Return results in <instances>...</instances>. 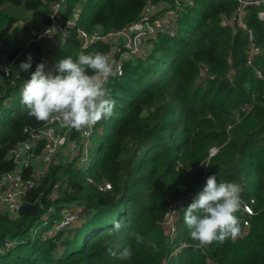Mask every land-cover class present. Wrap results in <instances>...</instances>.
I'll return each instance as SVG.
<instances>
[{"label":"trees","instance_id":"1","mask_svg":"<svg viewBox=\"0 0 264 264\" xmlns=\"http://www.w3.org/2000/svg\"><path fill=\"white\" fill-rule=\"evenodd\" d=\"M52 1L0 0V35L11 31L10 55H19L20 62L32 57L28 70L0 80V172L15 169L9 150L44 124L20 102L37 65L110 50L106 42L82 48L75 33L51 48L35 41L34 32L50 26ZM152 1L168 0H68L67 15L80 5L78 27L117 30L135 22ZM236 6L237 0H194L181 10L173 33L157 34L150 48L125 63L121 76L109 79L116 105L111 118L97 122L91 163L81 168L63 154L26 192L17 216L0 212V248L13 243L0 252V264H264V6L248 9L247 28L230 20ZM16 10L29 12L30 22H22ZM253 46L259 50L249 63ZM244 105H252L246 114ZM237 110L241 117L233 118ZM215 145L222 148L209 158ZM213 174L218 183L239 184L241 200L253 210L249 215L241 206L236 213L241 234L234 242L194 249L183 209L177 237L169 241V199L193 192L186 208ZM59 181L64 195L53 198ZM104 182L110 190L99 189ZM74 206L80 218L47 236ZM50 207L48 221L37 227ZM126 246L133 251L129 260L109 254Z\"/></svg>","mask_w":264,"mask_h":264},{"label":"built area","instance_id":"2","mask_svg":"<svg viewBox=\"0 0 264 264\" xmlns=\"http://www.w3.org/2000/svg\"><path fill=\"white\" fill-rule=\"evenodd\" d=\"M68 0H53L50 3V26L43 31L34 32V40L47 44L63 43L75 33L80 40L82 48L96 42H106L110 44V50L107 56L113 62L115 76H121L124 72V65L130 59L140 56L147 48L151 47V39L159 33H173L177 28L178 18L181 10L186 5H193L194 0H168L158 3L149 2L142 11L139 18L130 25L121 29L103 31H87L77 26L81 14V6L75 7L73 12L67 15ZM264 0H237V6L230 17L232 22L247 28L244 18L249 8L263 7ZM260 17H264V9L259 12ZM11 34L6 30L3 36H0V80L10 77L12 73L19 70V55L12 57L10 47L6 37ZM51 48V47H50ZM258 48L253 46L249 56V63L253 56L258 52ZM47 67L54 72L55 64L48 59ZM5 69H8L6 72ZM258 75L262 77L259 71ZM113 77V76H112ZM111 78V77H110ZM109 78V79H110ZM12 100V96L7 98L5 103ZM252 108V105H244L241 112L246 114ZM231 127V126H229ZM74 129L62 126L57 121L44 122L42 128L38 131L31 130L26 140L14 145L8 153L15 163V169L0 172V212L15 217L19 214L23 203V197L29 189L37 187L48 173V166L57 158L59 153L75 160L81 168H87L92 160L91 151L94 149L93 137L97 130V123L87 131H76L78 134L73 137ZM216 146H212L210 157L215 155ZM92 181V179H89ZM62 183L55 184V188ZM99 189L107 191L111 189L109 182L99 185ZM187 195L184 199L183 197ZM174 199H169L168 211L165 216L166 235L169 241L176 239L178 234L177 217L185 203L190 200L193 192H188ZM241 206L249 215H253V210L248 203L241 200ZM53 207L47 210L52 213ZM79 207H70L65 210L62 218L55 222L47 231V236H53L58 231L71 226L79 218ZM245 226L248 232L250 227L249 219L245 220ZM13 246L12 242H6L0 248V252ZM176 252V251H175ZM169 262L166 260L164 264Z\"/></svg>","mask_w":264,"mask_h":264},{"label":"clouds","instance_id":"3","mask_svg":"<svg viewBox=\"0 0 264 264\" xmlns=\"http://www.w3.org/2000/svg\"><path fill=\"white\" fill-rule=\"evenodd\" d=\"M31 54L28 60L19 65L21 70L31 67ZM58 74H53L45 62L37 65L31 78L23 85L21 104L30 117L37 121H57L64 127L84 132L90 130L102 119L111 118L116 101L107 87L109 78L115 76L113 62L103 53L71 55L55 65ZM7 72L8 69H5ZM203 165V164H202ZM242 188L234 182H219L217 175L206 178L203 190L184 209V222L195 242L194 249L211 245L214 241L223 244L233 242L241 234L240 221L236 213L241 210ZM122 225L117 222L115 231ZM137 243L144 237L136 234ZM109 254L121 260L133 256L131 246L119 253L109 249Z\"/></svg>","mask_w":264,"mask_h":264},{"label":"rangeland","instance_id":"4","mask_svg":"<svg viewBox=\"0 0 264 264\" xmlns=\"http://www.w3.org/2000/svg\"><path fill=\"white\" fill-rule=\"evenodd\" d=\"M15 13L16 14H18V15H21L22 16V22H25V23H28V22H30V16H31V14L29 13V12H22V11H20V10H16L15 11ZM21 22V23H22ZM5 33V32H4ZM3 33V34H4ZM3 34L1 33V35L0 36H3ZM45 45H46V47L47 48H50V47H53L54 46V44H47V43H44ZM232 116H234L233 118H240L241 117V115H240V112H238V110L236 111V113H235V115H232ZM96 143H94V145H95ZM216 146V153L215 154H218L219 152H220V150H221V148H222V145H215ZM94 148V147H93ZM212 148V147H211ZM211 148H210V150H211ZM94 152H95V150H93L92 149V151H91V155L93 156V154H94ZM214 156V155H213ZM62 157H63V154H61V153H59V155L57 156V158H55V160L48 166V171H49V168H50V166L52 165V164H55V163H57V162H59V161H61V160H63L62 159ZM212 157V156H211ZM210 157V151H209V158H211ZM57 183H59V185L61 184V182L59 181V182H57ZM56 183V184H57ZM61 186H59V187H56L54 190H53V194H52V196H53V198H56V197H60L62 194L64 195V191L60 188ZM64 189V188H63ZM65 190V189H64ZM185 196V195H184ZM187 197V195L185 196V197H183L184 199ZM171 200L172 199H174V197H171L170 198ZM75 207V206H74ZM184 208V207H183ZM183 208L181 209V212L183 211ZM180 212V213H181ZM180 216V214L179 215H177L176 214V217L178 218ZM48 218H49V214L48 213H45L43 216H42V218L39 220V222L37 223V227H41L42 225H44V223H46L47 221H48ZM79 218H80V213H79ZM78 218V219H79ZM167 264H170V262H167Z\"/></svg>","mask_w":264,"mask_h":264}]
</instances>
